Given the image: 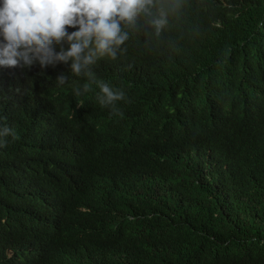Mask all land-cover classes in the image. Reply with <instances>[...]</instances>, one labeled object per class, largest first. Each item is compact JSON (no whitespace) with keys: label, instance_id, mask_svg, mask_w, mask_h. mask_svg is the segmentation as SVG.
<instances>
[{"label":"trees","instance_id":"16d2710c","mask_svg":"<svg viewBox=\"0 0 264 264\" xmlns=\"http://www.w3.org/2000/svg\"><path fill=\"white\" fill-rule=\"evenodd\" d=\"M198 16L215 28L172 23L147 43L140 31L128 42L147 50L98 63L96 76L126 93L122 116L100 104L95 83L80 96L58 86L67 65L0 68V116L19 136L0 148V264H264L260 130L210 127L202 142L219 161L207 173L175 169L164 148L160 160L145 147L142 161L117 163L131 124L150 129L183 110L211 123L209 103L249 127L264 119V0L202 2ZM155 169L177 198L150 196Z\"/></svg>","mask_w":264,"mask_h":264},{"label":"clouds","instance_id":"9594fccd","mask_svg":"<svg viewBox=\"0 0 264 264\" xmlns=\"http://www.w3.org/2000/svg\"><path fill=\"white\" fill-rule=\"evenodd\" d=\"M219 1L0 0V68L31 69L39 64L42 69H47L67 65L68 71L55 78L58 86L70 85L80 96L90 91L89 82L95 83L101 93L100 104L122 116L117 102L126 100V93L96 76L94 69L98 63L105 58L116 60L127 53V47L133 50L134 56L147 50L149 45L139 47L128 42L140 31H144L147 43L153 36L161 37L172 23L185 30L193 28L198 33L208 27L215 28L208 20L209 16L203 19L198 16L199 6L202 2L212 6ZM71 28L76 30L69 32ZM69 74L84 78L86 82L72 81ZM207 109L213 114L211 123H203L190 111L187 114L183 110L150 129L143 127L135 131L131 124L130 134L116 151L117 157L120 156L117 163L142 161L146 157L145 147L151 160H160L159 151L164 148L172 154L171 165L175 169L183 171L204 166L207 173L211 163L219 161L215 150L202 142L203 134L212 130L210 127L216 126L220 130L255 128L264 137V119L258 123V128L249 127L236 113L224 110L220 103H209ZM67 116L72 120L77 117L75 113ZM6 121V116H0V148L7 146L9 136L19 139L15 128ZM147 188L152 198L175 199L179 196L174 179L164 169H155L149 174ZM63 253L57 254L58 263L68 257V253Z\"/></svg>","mask_w":264,"mask_h":264}]
</instances>
